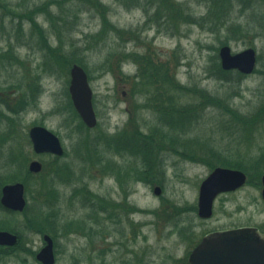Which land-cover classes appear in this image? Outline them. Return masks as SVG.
I'll return each mask as SVG.
<instances>
[{"label":"rangeland","instance_id":"rangeland-1","mask_svg":"<svg viewBox=\"0 0 264 264\" xmlns=\"http://www.w3.org/2000/svg\"><path fill=\"white\" fill-rule=\"evenodd\" d=\"M8 1L20 12H25L47 0ZM100 1L108 7V17L114 26L126 32L139 29L141 40H146V43L152 42L153 51H156V58L159 61L157 64L160 66V62H169L171 73L176 74L182 85H196L224 98L233 94L235 96L232 105L248 115H253L254 111L264 104V74L255 73L236 86L223 84L210 77L211 57L219 56V50L224 46L222 43L228 38L226 34H210L198 25H185L176 32H174L175 29L169 31L174 34L173 36L167 35L165 31L158 32L156 28L145 27L146 17L142 8L134 7L132 4L126 8L115 0ZM177 1L187 2L186 0ZM251 5V9L244 12L240 20L242 23L250 21L248 27L244 29L243 37H235L230 33L228 45L235 53L247 48H254L258 55L256 71L264 72V1L252 0ZM187 6L188 10L197 17L206 13L203 7L200 8L195 3ZM69 9L74 14L77 11L73 5H70ZM53 11L57 13L59 8L54 7ZM239 15V9L234 7L230 18H237ZM71 19L74 21L73 14H71ZM37 20L48 33L49 25L45 23V19L38 17ZM9 21L10 18L5 20L6 28L1 27L0 24V49L7 51V46L11 42L20 58L27 62L28 68H31L32 71L35 70L43 62V53L38 46V36L31 37L32 27L26 24L17 36L16 24L11 25ZM75 21L76 24L73 23L70 27L72 31L64 37L66 40L64 44L75 46L70 49L72 52L75 49L80 58L86 57L87 69L85 71L94 92L93 102L99 130L84 131L85 129L80 125L75 114L76 110L73 111L71 108L70 69L56 65L54 74L36 69L34 75L39 76V84L42 87L41 95L37 98L36 105L21 113L18 128L22 135L14 136L13 140L4 142L3 146L0 145V150L4 154L9 149H12L16 154L24 151L29 159L27 167L33 160H38L43 164L50 163L53 160L52 156L35 155L27 137H25L28 136L29 130L33 126H45L61 138L65 152L68 154L63 162L71 165V169L75 172L73 177H81L79 180L72 177L73 180L70 179L71 181L67 185L69 182L67 175L62 174V180L57 185L59 192L57 209L61 223L63 225L74 223L73 228L75 229L68 235H61L56 242L54 241L56 264H132L135 262H140V264H185L189 252L204 233V226L197 214L185 210L198 206L200 186L210 175L211 170L202 164L175 156L168 149V145L156 144L151 147V150L153 157L161 162L159 167L161 171H154L148 178L151 181L159 180L162 185H150L145 183L149 180L138 178L140 174L138 171L143 172L144 170L142 155L136 149L139 147L134 150L129 149L130 152H126V149L117 152L116 149L110 148L107 150L105 161L101 163L83 161L82 157H78L79 152L87 151L85 145L102 131L113 135L126 126L130 114L126 111L127 105L124 98H130L129 104L133 111L137 112V123L147 133H149V126L155 125L159 129L168 130V117L171 115L155 110L154 104L150 102L151 98L141 97L144 93L142 90L154 93L157 88H151L149 85L139 86V89L136 90L137 96H133V83L126 82L122 76L110 73L108 65L105 68V62L110 58V55L116 50H120L119 44L122 42L118 41V37L115 38V35L110 34L105 39L95 42L94 48L92 45L90 49L89 46L87 47L89 41L86 37L98 33L101 29V21L97 13L85 10ZM8 36L10 37L9 41H7ZM52 43L56 46L55 39ZM126 49L129 53L136 47L133 43H129ZM16 68L0 71V88L22 80L26 68L22 66ZM123 70L125 75H134L137 72V68L131 64L124 65ZM28 83L25 81L24 89H28ZM1 96L4 99L12 100L14 93L5 92V95ZM164 99L166 100L165 108L167 107L170 114L176 105L177 98H173V100L175 99L173 102H171L172 98ZM179 99L181 105L186 102L192 103V100L186 96ZM227 123L228 119L219 110L209 109L204 118L197 123L198 125H195L191 135L204 141L215 140V147L222 150L233 149V152L228 151L226 155L234 156L238 161L244 159L246 164L252 162V158L258 154V149L264 147V123L260 124V131L250 141H243L237 135L235 141H231L233 137L230 135L231 131L227 129ZM82 130L84 133L79 135ZM222 140L224 141L222 142ZM237 149L242 150L240 158H238L239 154L235 152ZM244 160L242 161L244 162ZM1 161L4 162V157ZM11 170L10 168L3 170L2 174L4 176L12 175ZM246 173L252 177L264 175V172L261 174L255 168ZM137 179L143 180V182H137V184ZM155 186L160 187L163 191L159 197L154 194ZM124 189L133 192L129 198V205L140 208L141 212L129 216V214L123 213V210L118 209L115 210V218L109 220L108 215L103 211L104 201L112 193L113 200L121 202L124 198L121 191ZM258 195L254 188L247 187L241 194L230 197L231 203L227 204L226 209L232 211L235 203L239 202L244 205L249 197ZM26 199L31 206L40 207L42 204L30 199L27 194ZM173 208L183 213L179 217L183 233L181 236L179 233L172 237L167 236L171 230V221L167 222L163 218V214L172 213ZM252 210L249 209L250 212ZM155 212L163 214L159 217ZM0 220L6 221L7 226L16 228L24 223V216L17 214L13 217L2 214ZM134 221L135 223H133ZM136 222L143 224V227L140 236L134 239L132 233L136 228ZM223 223L228 224V221L224 220ZM189 225L193 227L192 234L189 233V229L183 230ZM80 226L85 228H78ZM85 233H89V236L84 235ZM43 236L44 234L26 232L25 244L37 254L45 245ZM21 256L27 259L24 253ZM28 260V264H39L35 257L30 256ZM0 264L23 263L15 258L2 259L0 257Z\"/></svg>","mask_w":264,"mask_h":264},{"label":"trees","instance_id":"trees-1","mask_svg":"<svg viewBox=\"0 0 264 264\" xmlns=\"http://www.w3.org/2000/svg\"><path fill=\"white\" fill-rule=\"evenodd\" d=\"M115 1L126 8L131 4L134 7L142 8L146 17L145 27L148 29L156 28L158 32L165 31L167 35L173 36L174 34L169 32L172 29H175L174 32H176L181 26L198 25L210 34H226V37H228L227 41L223 42L222 45L229 44L230 37L228 35L230 33L235 37H243L245 33L244 29L248 27L250 21L242 23L240 20L243 13L252 7V0H186L187 2H179L177 0ZM193 3L200 8L203 7L206 13L197 17L190 12L187 5ZM70 5H73L74 9L77 10L75 14L69 9ZM54 7L59 8L57 13L53 11ZM234 7L239 9L240 15L237 18H230V13ZM85 10L97 13L101 21L100 31L86 37L89 41L87 47L89 46L90 49L92 45L94 48L96 45L95 42L105 39L110 34L115 35V38L118 37V41L120 43L122 42L119 44L120 50H116L110 55V58L105 62V68L108 65L111 71L110 73L116 76H122L126 82L133 83V96H137L138 93H136V90L139 89V86L146 87L149 85L151 88H157L154 93L152 91L142 90L144 93H142L143 96L141 97L151 98L150 102L154 104L155 110L160 111V113L165 112V114L171 116L168 117V130L159 129L155 125L149 126V133H147L137 123V112L133 111L130 114L128 123L123 129H119L113 135L102 131L95 139L85 145L87 151L85 153L79 152L78 157H82L83 161L101 163L105 161L107 150L110 148L116 149L117 152L124 149H126V152H130L129 149L134 150V148L139 147L136 149L142 155L144 179L145 181L149 180L145 183L150 185H162L154 177L153 181L148 178L154 171L160 170L161 162L153 157V151L151 150V147L156 144L168 145V149L175 156L193 163L202 164L211 171L219 166H223L240 169L248 173L253 168L258 170V172L260 171L261 174L264 172V147L259 148L258 154L252 158V162L246 164L244 159L238 161L236 157L226 155L228 151L233 152V149L228 148L222 150L214 146L215 140L209 139L204 141L191 135V132L194 130L193 128L204 118L207 110L216 109L228 119L227 129L231 131L230 135L233 137L231 141H235L236 135L240 136L243 141H250L260 131V124L264 123V104L257 108L253 115H248L242 113L232 105L233 97L235 96L233 94L224 98L214 95L208 90L196 85H182L178 81L176 74L171 73L169 62H160V66L157 64L159 61L156 58V51H153L152 42L146 43V40H141L142 36L139 29L126 32L114 26L108 17V7L100 0H47L40 5H35L32 10L25 12H20L8 0H0V24L1 27L6 28L5 20L10 18V24H16L17 26V36L25 24L31 25V37L38 36V46L43 53V62L36 67L37 70L42 69L44 72L54 74L56 73L54 66H65L66 69H71L73 64L81 65L87 69L86 57L80 58L75 49L73 52L70 49L75 46L64 44V41H66L64 37H66L68 32L72 31L70 27L73 23L76 24L75 19L80 17V13H83ZM71 14L74 15V21L71 19ZM38 17H43L45 23L49 25L48 33H46L43 26L38 22ZM53 39L56 41V46L52 43ZM9 40L10 37L8 36L7 41ZM129 43H133L136 49L128 53L126 48ZM7 48V51L0 49V71L2 69H17V66L25 67L26 70L22 80L10 83L5 88H0L1 146L4 145V142L13 140L14 136L22 135L18 128V120L21 113L27 108L36 105L37 98H39L42 92V87L39 84V76L34 75L36 69L32 71L31 68H28L27 62L20 58L11 42H9ZM78 49L81 50L82 48ZM142 49L145 51L142 52ZM126 64H131L136 67L137 72L134 75H125L123 68ZM210 66V77L229 86L240 85L249 77L234 70H223L218 55L216 58L211 57ZM255 73L264 74L263 71L259 70L255 71ZM25 81L29 82L27 85L28 89H24ZM5 92L14 93V98L12 100L2 98L1 95H5ZM183 96L190 98L192 103L186 102L181 105L180 99L178 100V98H183ZM164 98H172L171 102L175 100L173 98H177L176 105L172 108L173 110L170 114L168 113L167 107L165 108L166 100ZM70 103L72 110L75 111L71 100ZM75 114L80 121V125L85 129L84 131L89 132L91 128H88L82 122L76 111ZM99 128V125H97L94 129L99 130ZM84 131L82 130L79 135L83 134ZM4 132L5 134L3 135ZM25 137H27L29 145L31 146L29 135ZM218 143L221 142L218 141ZM235 152L239 154L238 158L242 157L241 149H237ZM3 157L4 162L1 161ZM67 157V153L63 157L52 156L53 160L48 164H44L42 172L34 174L28 170L27 164L29 159L24 151L16 154L12 149H9L4 154L0 150V196L4 185L22 182L25 185L26 194L30 199L32 198V200L42 203L40 207L31 206L30 204L27 205L25 211L22 213L24 223L21 226L18 225L16 228H12L11 226H7L6 221L0 220V230L11 231L20 237L19 243L16 246L0 247V257L2 259L15 258L23 264H28V257H35L36 253L25 244L24 237L26 232H35L41 235L47 233L56 242L61 235H68L75 229L73 228L74 223H66V225L61 223L57 209V201L59 199L57 185L62 180V174L67 175L69 181L67 185L73 180V176L75 175V172L71 169V165L63 162ZM249 164L253 165L249 166ZM8 168L12 169L10 173L13 174L4 176L2 171ZM80 178L75 177L74 179L79 180ZM2 214L14 217L18 213L6 211L0 203V215ZM78 228L84 229L85 227L80 226ZM84 235L89 236V233H85ZM22 253L27 256V259L22 258Z\"/></svg>","mask_w":264,"mask_h":264},{"label":"water","instance_id":"water-1","mask_svg":"<svg viewBox=\"0 0 264 264\" xmlns=\"http://www.w3.org/2000/svg\"><path fill=\"white\" fill-rule=\"evenodd\" d=\"M219 58L223 70H235L243 75H252L258 65V55L254 48L235 53L230 46L225 45L219 50ZM70 76L69 93L72 104L83 123L93 129L98 125V118L88 74L83 67L74 64ZM29 137L33 151L37 155L51 154L62 157L65 154L61 138L45 126H33L29 130ZM28 168L30 172L39 174L43 170V164L33 160ZM245 182L246 174L242 171L221 167L215 169L200 188V215L202 217L211 215L213 202L219 193L236 190ZM155 191L159 193L162 190L157 187ZM1 204L11 211L24 212L27 206L24 184L17 182L5 185L2 188ZM43 240L45 245L37 253L36 260L40 264H55L54 241L48 234L43 236ZM18 242V235L9 231H0V247L15 246ZM189 262L190 264H264V239L252 229L212 234L192 252Z\"/></svg>","mask_w":264,"mask_h":264},{"label":"flooded vegetation","instance_id":"flooded-vegetation-1","mask_svg":"<svg viewBox=\"0 0 264 264\" xmlns=\"http://www.w3.org/2000/svg\"><path fill=\"white\" fill-rule=\"evenodd\" d=\"M129 99L130 98H124V101L127 105L126 108L127 113L132 114L133 109L132 106L129 104L130 101ZM138 172H140L138 178L140 179L144 178L143 172L140 170ZM243 172L246 174L245 184L236 190L219 193L213 202L211 215L207 217H202L200 215L199 201H198V206L196 208L185 210V211H189V213L197 214L198 218L200 219L201 223L204 226L203 236L199 241H197L193 249L189 252L186 261L187 264H190L189 259L192 252L198 247V245H200V243L206 237L212 234L235 231L240 229H252L257 233V235L261 239H264V183H263L264 175L256 176V177H252L251 175H249L250 176L249 177L245 171ZM141 181L143 182V180ZM141 181L137 179L136 183L137 182L140 183ZM156 187L158 186L154 187V194L157 197H159L161 196L163 191L156 193L155 191ZM247 187L254 188L255 192H258L259 195L249 197L247 203L244 205L241 203L239 204V202L235 203V205L233 203L234 210L228 211L226 207L228 203H231L230 197L241 194ZM121 192L123 194L122 197H124L121 202L113 200L114 198L112 196V193L104 201L105 206L103 208V211L106 212L109 220H113L115 218V213H116L115 210L118 209L123 210V213L129 214V216H134L138 212H141L140 208L132 207L129 205V198L130 196H132L133 192L127 191L125 189L122 190ZM249 209H253V210L250 212ZM5 210L10 212L7 209ZM155 213L159 217L162 216L163 214L160 212H155ZM182 214L183 213L181 211L174 208L172 213L163 214V218L167 220V222L171 221L170 222L171 230L167 233V236L172 237L174 234L177 233H179L180 236L183 235L181 229L182 227H180L181 222L179 221V217H181ZM224 220H227L228 224H224L223 223ZM133 223H135V221ZM142 227L143 224L137 223L136 228L133 229L134 231L132 233V237L134 239L140 236ZM184 229H189V233L191 234L193 233V227H191V225H189L186 228H183V230ZM56 262H57V257H56ZM132 264H140V262H135Z\"/></svg>","mask_w":264,"mask_h":264}]
</instances>
